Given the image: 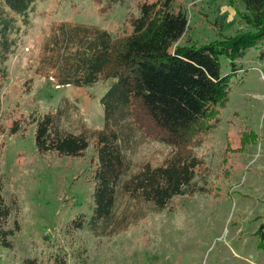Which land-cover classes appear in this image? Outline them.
<instances>
[{"label":"rangeland","instance_id":"rangeland-1","mask_svg":"<svg viewBox=\"0 0 264 264\" xmlns=\"http://www.w3.org/2000/svg\"><path fill=\"white\" fill-rule=\"evenodd\" d=\"M144 1L111 6L107 0H38L31 12L32 26L20 35L19 46L7 62L1 91L2 196L9 206L13 197L18 200L22 230L9 238L12 249L0 242V264H264L262 48L248 50L236 62L241 70L233 76L220 123L209 132L204 146L195 147L194 153L203 161L198 178L209 191L177 197L163 213L151 214L113 237H97L88 228L70 226L79 214L92 212L96 142L89 144L83 157L41 155L31 114L44 116L70 100L80 112L68 117L66 129L84 122L102 130L101 100L111 83L87 88L56 85L48 77L52 74L37 73L41 47L60 22L87 24L108 31L114 39L124 38ZM174 7L187 12L189 21L180 45H202L221 34L250 29L242 18L247 10L238 0H178ZM221 63L222 72L229 74L230 63L226 59ZM17 122L22 130L12 134ZM250 129L260 137L256 145H248L242 155L232 151L240 147L239 133ZM138 137L135 163L161 165L170 156V149L162 144ZM14 217L5 228H14Z\"/></svg>","mask_w":264,"mask_h":264},{"label":"trees","instance_id":"trees-1","mask_svg":"<svg viewBox=\"0 0 264 264\" xmlns=\"http://www.w3.org/2000/svg\"><path fill=\"white\" fill-rule=\"evenodd\" d=\"M107 1L111 6L126 2ZM177 1H144L139 16L131 22V33L124 38L114 39L102 28L72 22L57 23L44 38L39 75L52 74L48 77L61 86L111 83L101 100L102 130L84 122L66 129L63 124L68 117L80 112L70 100L44 116L31 114L41 155L83 157L89 144L96 142L94 205L90 216L79 214L70 223L73 229L88 228L97 237H113L151 214L163 213L177 197L209 191L198 178L203 161L194 153L195 147L204 146L209 132L220 123L233 76L241 70L236 62L254 48H262L264 59V0H238L247 10L242 18L249 30L221 34L202 45H180L189 21L187 12L175 10ZM37 2L0 0L4 3L0 5V107L7 62L19 46L20 35L32 26L31 12ZM221 59L230 63L229 74L222 72ZM21 130L17 122L12 134ZM239 134L240 147L228 149L240 155L260 139L252 129ZM138 136L162 144L170 149V156L161 165L135 163ZM3 190L0 180V242L12 249L9 238L22 230L21 208L14 197L12 205H7ZM13 214L17 216L14 228L7 229Z\"/></svg>","mask_w":264,"mask_h":264},{"label":"crops","instance_id":"crops-1","mask_svg":"<svg viewBox=\"0 0 264 264\" xmlns=\"http://www.w3.org/2000/svg\"><path fill=\"white\" fill-rule=\"evenodd\" d=\"M254 131V130H253ZM262 141H264V138L262 139Z\"/></svg>","mask_w":264,"mask_h":264}]
</instances>
